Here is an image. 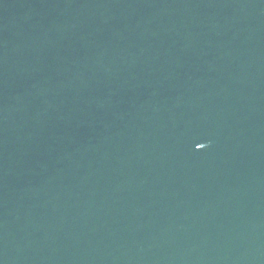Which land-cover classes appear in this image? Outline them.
<instances>
[{
    "label": "water",
    "instance_id": "obj_1",
    "mask_svg": "<svg viewBox=\"0 0 264 264\" xmlns=\"http://www.w3.org/2000/svg\"><path fill=\"white\" fill-rule=\"evenodd\" d=\"M0 264H264V0H0Z\"/></svg>",
    "mask_w": 264,
    "mask_h": 264
}]
</instances>
